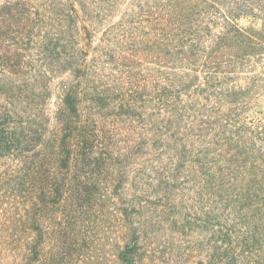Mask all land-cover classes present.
<instances>
[{
  "label": "trees",
  "instance_id": "1",
  "mask_svg": "<svg viewBox=\"0 0 264 264\" xmlns=\"http://www.w3.org/2000/svg\"><path fill=\"white\" fill-rule=\"evenodd\" d=\"M263 92L264 0H0L4 242L79 251L111 201L144 264L175 205L207 264H264Z\"/></svg>",
  "mask_w": 264,
  "mask_h": 264
},
{
  "label": "rangeland",
  "instance_id": "2",
  "mask_svg": "<svg viewBox=\"0 0 264 264\" xmlns=\"http://www.w3.org/2000/svg\"><path fill=\"white\" fill-rule=\"evenodd\" d=\"M259 102L260 105L256 109H261L264 112V92L260 96ZM6 167L5 162H0V174ZM2 191L3 188H0V195ZM174 206L170 208L160 206V210H166V214L163 216L168 221L153 226L150 237L140 243V255L145 259L144 264H174L176 256L170 252H177L174 251L175 245L184 248L188 245L194 246L192 256L188 258L186 264H207L206 245L200 244L196 247V244L204 243L202 236L193 234L190 237H185V235L179 234V231L183 230L184 220L190 215L185 212L183 207ZM6 208L7 206L0 200V264H23L25 249L18 244L14 250L13 246L4 242L8 234L7 228L4 227ZM98 209V213L89 223L90 229L83 230L85 236L89 231L90 239L84 241L79 251L74 249L73 242L70 243L71 245H61L55 237H48L44 241V248L46 250L53 248V251L48 256L43 254L39 261L33 257L32 264H117L120 248L132 235L121 233L117 207L113 202L109 201L107 204L99 206ZM171 220H177L176 223L173 222L172 227L170 226ZM184 232L186 231L184 230ZM187 240L191 241V244H188Z\"/></svg>",
  "mask_w": 264,
  "mask_h": 264
}]
</instances>
